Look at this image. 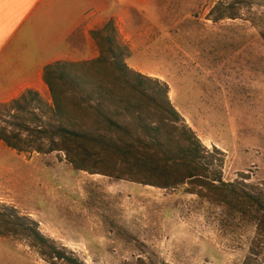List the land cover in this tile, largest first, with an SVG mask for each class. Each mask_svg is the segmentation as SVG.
Returning <instances> with one entry per match:
<instances>
[{"label":"rangeland","instance_id":"rangeland-1","mask_svg":"<svg viewBox=\"0 0 264 264\" xmlns=\"http://www.w3.org/2000/svg\"><path fill=\"white\" fill-rule=\"evenodd\" d=\"M154 1L155 11L146 14L153 40L145 55L128 52L125 63L168 85L171 105L206 151L208 178L168 188L146 184L163 183L162 153L176 150L178 133H162L160 146L151 147L155 138L142 125L158 124L153 104L141 123L103 105L102 114L125 126L122 136L103 130L106 121L95 111L78 121L96 135L133 143L134 155L95 148L80 171L62 153L17 152L0 143V205L38 223L82 264H264V225L242 217L219 182L207 184L221 177L264 199V0ZM108 73L97 76L108 84ZM77 91L74 100L96 107L97 95L87 101ZM40 96L51 102L49 90ZM7 120L0 118V126ZM153 152L158 166L142 167ZM0 264L51 262L24 235H0Z\"/></svg>","mask_w":264,"mask_h":264},{"label":"trees","instance_id":"trees-1","mask_svg":"<svg viewBox=\"0 0 264 264\" xmlns=\"http://www.w3.org/2000/svg\"><path fill=\"white\" fill-rule=\"evenodd\" d=\"M247 1L249 0H232V3L237 5ZM232 16L227 18L234 19ZM115 32L112 23H108L101 30L92 33L100 46L98 58L82 64L57 62L45 68L44 82L50 93V103L44 101L36 91L27 90L10 103L0 104V118L8 117L6 126H0V143L17 152L34 151L45 155L62 153L74 169L87 171V160L95 148L112 150L128 157L134 155V145L131 142L120 143L105 135H96L78 119L86 117L87 112L95 111L106 121L103 130L122 136L125 126L102 114L101 107L106 105L108 112L112 107L111 112L117 117L125 113L131 114L141 123L144 107L150 103L161 114L157 118V125H142L146 127L148 135L155 138L151 147L160 146L158 139L162 133H178V142L176 152L172 151L170 155L164 151L162 153L163 183L146 184L168 188L208 178V167L201 163L206 157V151L194 131L183 122L171 105L168 85L130 69L125 63L127 47L118 42L113 35ZM104 71L109 72L108 84L97 76V73ZM78 88L83 89L87 101H92L93 95H97L96 107L88 103L83 106L80 101L74 100ZM26 115L30 117L26 118ZM23 133L28 134L27 139L23 137ZM157 156L153 152L149 157H143L141 166L149 167V163L153 162L157 164ZM210 180L212 181H207V184L212 188H216L213 182H219L218 186L224 191L226 199L229 194L233 196L242 217L256 222L257 226L264 225V199L260 195L233 183H224L221 177ZM0 235H24L51 264L59 260L67 264H82L67 255L64 249L51 243L40 233L38 223L21 215L14 207L0 205Z\"/></svg>","mask_w":264,"mask_h":264},{"label":"crops","instance_id":"crops-1","mask_svg":"<svg viewBox=\"0 0 264 264\" xmlns=\"http://www.w3.org/2000/svg\"><path fill=\"white\" fill-rule=\"evenodd\" d=\"M154 0H0V104L33 90L45 95L44 71L57 62L99 57L92 33L112 23L131 56L145 55ZM147 14V16H146ZM147 23V24H146Z\"/></svg>","mask_w":264,"mask_h":264}]
</instances>
